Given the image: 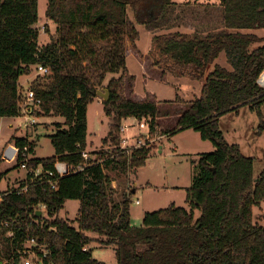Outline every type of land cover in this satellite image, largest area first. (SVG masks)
<instances>
[{"label": "trees", "instance_id": "16d2710c", "mask_svg": "<svg viewBox=\"0 0 264 264\" xmlns=\"http://www.w3.org/2000/svg\"><path fill=\"white\" fill-rule=\"evenodd\" d=\"M188 5L174 0H48L46 16L57 25L58 36L40 45L39 0H0V116L21 115L20 80L36 66L29 90L41 102L34 114L64 118L48 134L55 150L52 156L36 157L37 141L13 137L17 166L23 152L32 154L31 168L42 164L53 170L58 161L70 165L58 189L40 184L21 195L15 191L5 195L0 221L10 220V227L0 226V244L3 256L13 257L11 264L21 261L14 252L18 241L33 236L51 251L46 264H107L94 257L93 242L113 246L116 264H264V225L254 218V207L264 200V170L256 176L255 158L245 155L239 144L229 143L219 125L222 115L249 106L261 116L258 133L264 131V86L259 82L264 72V36L253 32L264 29V0L207 5V15L220 12L219 25L206 26L207 33L202 28L154 35L159 64L203 81L201 94L178 112L176 128L164 131L193 128L215 146L194 162L196 172L186 196L190 207L171 204L147 211L141 226L132 225L131 195L116 201L105 171L137 173L151 153L149 144L130 153L120 149L123 119L150 118L154 136L157 117L171 114L169 109L179 99L177 94L175 101H164L168 106L161 110L157 99L133 100L124 94L126 39H139L138 24L150 30L179 27L178 10L186 13ZM82 26L86 31L80 39L73 30ZM221 52L232 69L216 62ZM41 68L48 71L42 73ZM110 73H121L109 80L111 97L104 100L105 114L114 122L109 136L115 148L113 153L85 158L88 106L93 91L104 86ZM4 179L5 173H0V193ZM72 199L80 202L75 222L60 216L65 202ZM42 205L47 214L39 215ZM9 230L15 235L8 236Z\"/></svg>", "mask_w": 264, "mask_h": 264}, {"label": "rangeland", "instance_id": "374dc122", "mask_svg": "<svg viewBox=\"0 0 264 264\" xmlns=\"http://www.w3.org/2000/svg\"><path fill=\"white\" fill-rule=\"evenodd\" d=\"M178 4L190 3L186 7L187 12L181 14L179 27L170 29L161 28L150 30L145 25H137L139 39L131 42L126 39L128 73L123 78L124 94L133 100L157 99L160 102V109L167 107L164 101H175L177 94L178 101H175L169 109L171 114H160L157 117V128L152 136L150 132V118L136 119L125 118L121 123V148L127 149L130 153L132 148L144 144L151 145V153L145 159V163L138 168L137 173L129 172L124 174L106 168V173L112 180L114 187V199L119 201L124 194L131 195V222L132 225L141 226L144 214L147 211H155L166 208L171 204L189 208L186 201L187 190L191 187L193 175L196 172V162L203 152H210L215 146L210 140L201 138L200 133L193 128L176 130L175 132H164L173 130L177 126L178 112L186 108L187 101L199 96V90L203 81L191 78L189 75H179L166 69L158 63L159 48L154 42V35L167 33L169 31H183L192 33L195 30L204 29L206 26L214 28L220 20V12L214 11L209 15L204 8L207 5H218L220 0H174ZM48 0H39V21L36 24L39 30L40 45L47 44L54 37L58 36L57 25L46 16ZM183 12V11H182ZM130 19L133 20V13L130 9ZM219 19V20H218ZM219 25V24H217ZM86 27H77L73 30L80 39L83 38ZM259 36H264V29L254 30ZM135 45V46H134ZM219 61L226 67L232 69V65L224 52L221 53ZM264 73V72H263ZM37 76L36 66H33L32 73L21 77V105L22 113L19 116H0V173H5L2 187L17 185L20 179L26 176V171L17 166L18 153L14 143V136H25L29 140L37 141L34 155L36 157H49L55 154L53 144L48 134L54 132V123L64 122L61 116H38L34 111L40 110L39 106L31 105L32 112L27 106V92L33 79ZM121 73H110L104 82L107 88L109 80L119 78ZM133 77V80L131 79ZM130 78V81L129 79ZM130 82L133 90H130ZM151 91H156L158 99ZM31 104V103H30ZM27 106V107H25ZM177 111V112H176ZM264 116V104L261 107ZM113 120L104 111V99L95 96L88 106V141L86 152L88 156L95 158L99 153H113L115 146L112 144L109 131ZM261 124L259 111L249 106L240 108L239 112H228L219 119L220 129L229 143L239 144L242 152L247 156L255 158V175L264 170V131L258 133ZM108 137V141L103 139ZM127 138V139H125ZM126 140V141H125ZM139 201V202H137ZM80 202L77 199L65 202L60 216L75 222L78 215ZM42 214H47L45 206L42 205ZM200 212L196 211V216ZM254 218L258 223L264 225V200L254 207ZM0 244V257L3 258ZM92 253L95 258L107 264H116V252L113 246L104 247L99 242L91 244Z\"/></svg>", "mask_w": 264, "mask_h": 264}, {"label": "built area", "instance_id": "2783aa9c", "mask_svg": "<svg viewBox=\"0 0 264 264\" xmlns=\"http://www.w3.org/2000/svg\"><path fill=\"white\" fill-rule=\"evenodd\" d=\"M40 71H42V73H46L48 68H41ZM259 82L264 86V73H262L261 77L259 78ZM26 99L27 106H30L28 107L30 112H32L33 109L31 105L38 106L41 102L39 99H36L34 92L31 90L27 92ZM139 145L142 146L141 144ZM16 150L18 153L17 147ZM21 154L24 159L19 167L26 171V176L24 178L22 177L20 179L21 181H19L17 185H7V187L3 188V191L0 193V205H2L4 202L5 195L12 191H15L18 195H21L28 192L31 187L40 184H49L51 189H58L60 179L70 172V165L64 161L56 162L53 170L45 169L42 164H39L36 168H31L29 166V161L32 159V154L26 152ZM83 156L85 158H89L88 153L86 152L83 153ZM0 226L10 227V220L0 221ZM7 235L12 237L15 235V231L9 230ZM14 252L20 256V264H46L45 257L51 253L47 244L45 242H40L35 236L26 238L23 241H18ZM40 252H43V254L40 255ZM12 258L13 257H0V264H11Z\"/></svg>", "mask_w": 264, "mask_h": 264}, {"label": "water", "instance_id": "95a60500", "mask_svg": "<svg viewBox=\"0 0 264 264\" xmlns=\"http://www.w3.org/2000/svg\"><path fill=\"white\" fill-rule=\"evenodd\" d=\"M93 94L95 96H100L102 97L105 101L109 100L111 97L110 91L108 88L105 89H97L95 91H93ZM39 215H42V211H39Z\"/></svg>", "mask_w": 264, "mask_h": 264}, {"label": "crops", "instance_id": "0c3cea01", "mask_svg": "<svg viewBox=\"0 0 264 264\" xmlns=\"http://www.w3.org/2000/svg\"><path fill=\"white\" fill-rule=\"evenodd\" d=\"M222 53V52H221ZM225 53V52H224ZM221 55V54H220ZM220 57V56H219ZM219 57L217 58V60H216V62L217 63H219L220 65H222V66H224V67H226L224 64H222L220 61H219ZM127 66H128V64H127ZM226 68H228V67H226ZM228 69H230V68H228ZM201 90H202V88H200V92H199V95L201 94ZM152 92V94H155L156 95V97L158 98V99H161V98H159L158 96H157V92L156 91H151ZM129 118H132V117H129ZM137 119V118H136ZM34 155V154H33ZM35 156V155H34Z\"/></svg>", "mask_w": 264, "mask_h": 264}]
</instances>
